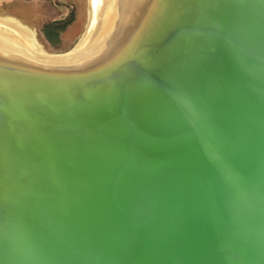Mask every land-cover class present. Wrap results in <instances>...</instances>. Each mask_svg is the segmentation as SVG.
<instances>
[{"label": "water", "instance_id": "1", "mask_svg": "<svg viewBox=\"0 0 264 264\" xmlns=\"http://www.w3.org/2000/svg\"><path fill=\"white\" fill-rule=\"evenodd\" d=\"M127 1L83 53L0 38V264H264V0Z\"/></svg>", "mask_w": 264, "mask_h": 264}, {"label": "bare ground", "instance_id": "2", "mask_svg": "<svg viewBox=\"0 0 264 264\" xmlns=\"http://www.w3.org/2000/svg\"><path fill=\"white\" fill-rule=\"evenodd\" d=\"M128 5L127 0H87V26L71 53L75 55L86 52L102 39L107 40L106 37L110 34L114 36L117 33L115 28L121 19V14L123 11V15L125 14ZM139 14V10L136 11V16ZM137 20L138 18L135 17V21ZM0 38L25 54L46 59L43 48L35 38V33L16 20L0 18Z\"/></svg>", "mask_w": 264, "mask_h": 264}, {"label": "crops", "instance_id": "3", "mask_svg": "<svg viewBox=\"0 0 264 264\" xmlns=\"http://www.w3.org/2000/svg\"><path fill=\"white\" fill-rule=\"evenodd\" d=\"M69 1L57 0L56 3L54 0H0V18L18 21L36 36L40 35L43 46L54 52H65L69 49L61 47L77 30L81 17L80 11L75 18L70 13L67 3ZM37 3L40 6L35 9ZM66 21L68 22L65 23ZM49 23L54 24L52 35L55 37L52 39H48L42 32L44 25Z\"/></svg>", "mask_w": 264, "mask_h": 264}, {"label": "rangeland", "instance_id": "4", "mask_svg": "<svg viewBox=\"0 0 264 264\" xmlns=\"http://www.w3.org/2000/svg\"><path fill=\"white\" fill-rule=\"evenodd\" d=\"M55 1H56V3H58L57 0H54V2ZM67 3L69 5L68 6L69 11H70L71 14L73 13L74 18L78 15L79 11H80L81 17H80V20H79V25H78L77 30L73 34L70 35L71 37L69 38L67 43L62 45L61 48H63V49H70V48H72L75 45V43L79 40V38L83 34V32H84V30H85V28L87 26V21H88V19H87V16H88L87 15L88 14V12H87V0H70ZM39 6L40 5L38 3L35 4V9L37 7H39ZM27 29H29V28H27ZM35 38H36L37 42L41 45V47L45 51H47L49 53H61V52H54L53 50L49 49L48 47L43 46V44H42L43 41H42V38L40 37V35L36 36V34H35Z\"/></svg>", "mask_w": 264, "mask_h": 264}, {"label": "trees", "instance_id": "5", "mask_svg": "<svg viewBox=\"0 0 264 264\" xmlns=\"http://www.w3.org/2000/svg\"><path fill=\"white\" fill-rule=\"evenodd\" d=\"M67 22L68 21H66L65 23H67ZM53 28H54V24L53 23L46 24L43 27L42 32H43V34H45V36L48 39H52L53 37H55V36L52 35V31L54 30Z\"/></svg>", "mask_w": 264, "mask_h": 264}]
</instances>
